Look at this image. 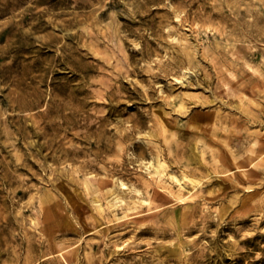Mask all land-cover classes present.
<instances>
[{"label":"rangeland","instance_id":"obj_1","mask_svg":"<svg viewBox=\"0 0 264 264\" xmlns=\"http://www.w3.org/2000/svg\"><path fill=\"white\" fill-rule=\"evenodd\" d=\"M0 264H264V0H0Z\"/></svg>","mask_w":264,"mask_h":264},{"label":"bare ground","instance_id":"obj_2","mask_svg":"<svg viewBox=\"0 0 264 264\" xmlns=\"http://www.w3.org/2000/svg\"><path fill=\"white\" fill-rule=\"evenodd\" d=\"M160 165H161V164H160ZM156 171H157V170H156ZM132 206H134V205H132ZM48 207H49V206H48ZM48 207H47V208H48ZM128 207H129V206H128ZM49 208H50V207H49ZM130 208H131V207H130ZM52 210H53V209H52ZM133 210H134V209H133ZM45 211H47V210H45ZM134 212H135V211H134ZM46 214H47V212H46ZM49 214H50V213H49ZM49 214H48V215H49Z\"/></svg>","mask_w":264,"mask_h":264}]
</instances>
